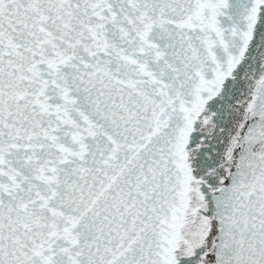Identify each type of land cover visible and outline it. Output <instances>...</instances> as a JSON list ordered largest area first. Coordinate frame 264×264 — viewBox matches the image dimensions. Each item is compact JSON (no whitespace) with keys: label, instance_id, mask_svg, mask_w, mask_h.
Here are the masks:
<instances>
[{"label":"snow or ice","instance_id":"1","mask_svg":"<svg viewBox=\"0 0 264 264\" xmlns=\"http://www.w3.org/2000/svg\"><path fill=\"white\" fill-rule=\"evenodd\" d=\"M0 264H264V0H0Z\"/></svg>","mask_w":264,"mask_h":264}]
</instances>
